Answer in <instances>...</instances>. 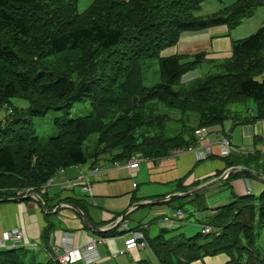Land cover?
Listing matches in <instances>:
<instances>
[{"label":"trees","instance_id":"1","mask_svg":"<svg viewBox=\"0 0 264 264\" xmlns=\"http://www.w3.org/2000/svg\"><path fill=\"white\" fill-rule=\"evenodd\" d=\"M205 1L94 0L79 13L78 0H0V111L13 99L30 103L27 112L14 108L5 122L0 121V201L16 198L17 189L34 188L39 194L60 169L88 164L92 160L84 144L94 133L99 134L97 159L102 155L111 162H126L139 154L155 160L196 145L195 132L200 128L264 120V80L255 79L264 72V26L233 41L232 57L213 63L208 73L191 83L183 79L206 62L203 53L161 55L184 32L217 26L235 29L264 6V0H238L212 15L199 16ZM154 60L161 83L148 87L143 64ZM247 100L256 104L252 117L249 108L240 107ZM86 101L92 106L89 115L57 118V135L47 143L40 140L29 117L69 111ZM163 108L166 113H161ZM224 160L228 169L242 167L264 176V151L231 154ZM240 177L257 179L235 172L226 183L229 186L228 181ZM177 190L189 191L181 184ZM42 198L51 209L54 200L47 194ZM85 200L65 198L58 203L86 214ZM168 203H178L181 210L187 203L202 209L205 199L196 193ZM207 224L220 228L221 234L173 233L167 239L170 231L164 229L149 239L158 264H192L221 254L230 258L229 264H264L257 241V229L264 227V191L260 196H235L216 208ZM54 227L49 223L44 231L48 247ZM118 229L98 235L120 236ZM35 252L0 251V264H59L39 261Z\"/></svg>","mask_w":264,"mask_h":264},{"label":"crops","instance_id":"2","mask_svg":"<svg viewBox=\"0 0 264 264\" xmlns=\"http://www.w3.org/2000/svg\"><path fill=\"white\" fill-rule=\"evenodd\" d=\"M236 1L238 0H206L198 15H212L222 7L229 6ZM263 26L264 6L257 9L253 17L244 20L235 29H229L227 26H217L201 31L184 32L179 42L175 46L164 50L161 55L162 57L194 56L203 53L206 60L204 64L211 69L213 63L232 57L233 41L249 37ZM190 73L184 77V83H191L199 78V75ZM255 111L256 106L255 109H250V117L253 116L251 114ZM198 130L202 133L200 135L195 133L198 141L191 148L202 150L204 146H210L213 151V155L204 160H198L194 151H186L179 155L161 159H145L141 162L139 169L132 170L127 166V161L121 162L122 165L117 168L109 161L108 156H103L101 161L99 158L95 164L90 161L87 165L73 166L65 169L64 173H57L54 181L55 185L50 189H41V195H44L42 192H46L54 200L51 202V209H44L40 202L32 198L23 202L0 201V236L6 231L19 227L23 229L30 243H38L44 247L45 243L42 242L44 231L49 223L53 222L55 227L49 241L54 246H60L62 253H65L68 248L82 249L89 241L99 237L98 232L85 224L82 215L78 211L72 207L63 206L65 203H58L65 198H74V196L79 198L73 190L63 189L62 186L76 178L81 172L89 171L88 169L91 166H99L103 171L92 180L94 198L85 200L87 202L85 203L86 214L82 211L90 225L106 231L119 227L117 232H124L122 229L124 224L121 225L119 220L125 215V222L128 225L127 231L145 227L143 232L148 243L149 239H154L160 234L149 235L150 223L155 222L161 232L164 230L160 225L161 218L170 211L177 210L173 204L168 203L169 200L167 199L174 194L181 193L177 190L178 184L188 187V190L191 191L196 188L193 187L196 183H200V186L210 183L209 186L197 192L204 195V207L206 206L208 209V220L214 214L216 208L231 203L234 201L235 196L254 195L255 189L262 190L264 180L258 177L257 179L240 177L228 181L229 186L226 183L229 176L222 181L219 178L228 170L227 163L222 157V140L228 139L230 141L234 148L232 154H251L256 149L264 151V144L259 143L256 145L255 143L256 139L264 141V120L243 125L228 121L223 125ZM201 137L203 138L201 139ZM201 140L202 142H199ZM219 172L223 173L220 177H216ZM135 180L143 182L145 185L140 186ZM224 188L228 190L227 193L224 192ZM157 200L162 202L135 208L138 204H148ZM163 200H167V202ZM92 202H97V205L92 204ZM187 204L189 205V203ZM140 209L148 211L147 215H151L152 218L146 224L132 227L131 220L128 217L134 215ZM123 212H125L123 216L116 217ZM133 222L136 223L135 220ZM127 235V233H123V235L113 238L107 237L106 241L99 243L96 249L98 260L95 264H111L113 258L122 255H126V264L143 262L148 248L120 254V251L125 248ZM149 248L155 255L153 249ZM35 251H40L38 252L39 261L44 262L52 259V252L49 248H40ZM40 255L42 258H40ZM229 262L230 258L225 254H221L207 257L203 261L192 264H229ZM75 264L84 263L78 262Z\"/></svg>","mask_w":264,"mask_h":264},{"label":"rangeland","instance_id":"3","mask_svg":"<svg viewBox=\"0 0 264 264\" xmlns=\"http://www.w3.org/2000/svg\"><path fill=\"white\" fill-rule=\"evenodd\" d=\"M94 0H78L77 9L79 13L84 12L93 2ZM210 67L206 64H203L196 72H191L199 75V77H203L206 73H208ZM143 72H144V85L148 87H153L161 83V75H160V67L158 61H146L143 64ZM189 75V74H188ZM187 75V76H188ZM255 79L258 81H263L264 79V72L260 75L255 76ZM256 104L253 100H247V102L240 107L244 109H255ZM30 103L23 99H13L11 100L10 105H5L3 109L0 111V121L5 122L9 116V114L14 113V108L22 109L24 111H28ZM92 106L90 101H86L84 103H77L73 106V108L69 111H63V110H50L46 115L39 116V117H29V119L32 120L34 124L35 131L40 138V140L43 143H47L49 139L52 137H55L57 135V130L55 127V120L57 118L67 116L70 119H74L81 116H87L91 113ZM166 113V109L163 108L161 113ZM98 140H99V134L94 133L91 134L86 143L84 144V150L86 152V155L88 157H91L90 160L97 159L94 155L98 149ZM100 161L103 158V156H99ZM254 181V180H253ZM136 183H138L140 186H144L145 184L143 182H139L138 180H135ZM262 190H254V195L260 196L261 193L264 191V187H261ZM224 192H228L226 188H224ZM44 195L46 192H42ZM232 201V199H231ZM179 204L176 203L174 207L178 206ZM206 207V206H205ZM203 208L201 210H198L197 208L192 207L191 205L185 204L183 207V211L185 214V222L180 227L179 230L176 232H171L172 229H166L170 232L166 235V238L169 239L172 236H174L173 233H183L187 237H193L200 233L202 231L203 225L207 224L208 221V209ZM148 211L145 210H138L134 215H131L128 217L130 219L132 224V227H136L139 224H146L151 220V215H147ZM133 220L136 221V223L133 222ZM150 233L149 235L154 236L158 235L160 233V230L155 222L150 223ZM257 233L259 234V237L257 239L259 249L261 250L262 257L264 258V227L258 228ZM27 250L29 251H35L32 246L27 247ZM148 251L145 253L146 258L143 259V262H135V263H127V264H158V261L153 254L152 250L150 248L147 249ZM38 256V251L35 252ZM40 258L42 256L40 255ZM111 264H126V255L119 256L118 258H113L111 261Z\"/></svg>","mask_w":264,"mask_h":264},{"label":"built area","instance_id":"4","mask_svg":"<svg viewBox=\"0 0 264 264\" xmlns=\"http://www.w3.org/2000/svg\"><path fill=\"white\" fill-rule=\"evenodd\" d=\"M201 133L202 131L200 130L196 131V134L200 135ZM202 138L203 137H201V139ZM221 147L222 156H228L234 150L228 139L222 140ZM186 151H188V149H176L173 151L172 154L179 155ZM190 151L195 152V155L198 160H204L213 153L212 149L209 146L204 147V149L202 150H199L197 148H190ZM140 158L141 157L139 155H136L131 158L128 163L130 169L137 170L139 168V165L142 161ZM114 166L119 168L121 166V163H115ZM88 170L89 171L84 173L81 172L76 178L64 184L62 188L73 190L75 195L79 198L92 197V180L102 172V169L100 167H93ZM64 171V169H61L59 170V173H64ZM54 181L55 179H50L43 186V189H50L53 185H55ZM33 190V188H23L17 189L16 192L18 196L22 197L31 195ZM94 204L97 205L96 202H94ZM184 220L185 215L183 211H172L171 213L163 216V219L160 221V225L165 229H175L179 227L184 222ZM124 227L127 228L126 225ZM202 233L204 235H210L215 233L216 236H219L221 231L220 229H216L206 225L202 227ZM98 241H101L102 243L105 240L100 237L94 238L89 241V243L84 248H68L64 254H61L60 246L52 245L51 251L53 254V260L61 264H72L75 262H83L84 264H94L98 259V255H96V249L99 244ZM27 245H30V242L27 240L25 232L19 227L10 231H6L3 236L0 237V250L10 248H21ZM33 246L36 248L37 244H34ZM148 247L149 245L145 239L144 234L141 231H135L130 233L127 238H125V248L124 250L120 251V254L136 249H145Z\"/></svg>","mask_w":264,"mask_h":264},{"label":"water","instance_id":"5","mask_svg":"<svg viewBox=\"0 0 264 264\" xmlns=\"http://www.w3.org/2000/svg\"><path fill=\"white\" fill-rule=\"evenodd\" d=\"M235 172H246V173H249V174H251V175L257 176L259 179L264 180V176H262V175H258V174H257L255 171H253V170H248V169H246V168H242V167H233V168L228 169V170L224 173V175H223L221 178H219V180L222 181L226 176H228V175L231 174V173H235ZM209 185H210V183L205 184V185L200 186V187H198L197 189H194V190H192V191H190V192H187V193H178V194H174V195L170 196L167 200H171V199H174V198H186V197H189V196H191V195L196 194V193L199 192L200 190H203L204 188H206V187L209 186ZM28 199H30V197L19 198L18 201L23 202V201H26V200H28ZM37 199H38V201L42 202V200H41V198H40L39 196H37ZM15 201H17V200H15ZM160 202H161L160 200H157V201H154V202H150V203H148V204H138V205L135 206V208H141V207H143V206H146V205H152V204L155 205V204H158V203H160ZM71 207L74 208L76 211H78V212L82 215L85 224H86L89 228H91L92 230H94V231H96V232H99V233H100V232H105V231H106V230L101 229V228L92 227V226L90 225V223L88 222V220L86 219V217L83 215L82 211H81L78 207H73V206H71ZM44 208L47 209L46 207H44ZM50 211H52V210H50Z\"/></svg>","mask_w":264,"mask_h":264},{"label":"bare ground","instance_id":"6","mask_svg":"<svg viewBox=\"0 0 264 264\" xmlns=\"http://www.w3.org/2000/svg\"><path fill=\"white\" fill-rule=\"evenodd\" d=\"M98 243H101V241H98Z\"/></svg>","mask_w":264,"mask_h":264}]
</instances>
